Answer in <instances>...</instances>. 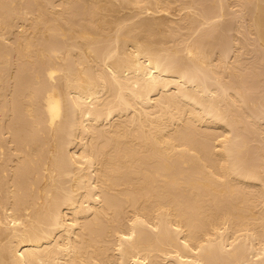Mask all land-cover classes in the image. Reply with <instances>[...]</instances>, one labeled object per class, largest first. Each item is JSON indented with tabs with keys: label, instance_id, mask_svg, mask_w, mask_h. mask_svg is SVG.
I'll return each instance as SVG.
<instances>
[{
	"label": "bare ground",
	"instance_id": "6f19581e",
	"mask_svg": "<svg viewBox=\"0 0 264 264\" xmlns=\"http://www.w3.org/2000/svg\"><path fill=\"white\" fill-rule=\"evenodd\" d=\"M0 264H264V0H0Z\"/></svg>",
	"mask_w": 264,
	"mask_h": 264
},
{
	"label": "rangeland",
	"instance_id": "374dc122",
	"mask_svg": "<svg viewBox=\"0 0 264 264\" xmlns=\"http://www.w3.org/2000/svg\"><path fill=\"white\" fill-rule=\"evenodd\" d=\"M237 36V35H236ZM238 42V40H236Z\"/></svg>",
	"mask_w": 264,
	"mask_h": 264
}]
</instances>
